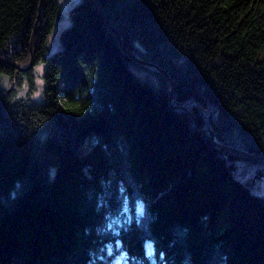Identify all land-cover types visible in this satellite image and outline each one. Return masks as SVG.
I'll return each instance as SVG.
<instances>
[{
    "label": "trees",
    "instance_id": "obj_1",
    "mask_svg": "<svg viewBox=\"0 0 264 264\" xmlns=\"http://www.w3.org/2000/svg\"><path fill=\"white\" fill-rule=\"evenodd\" d=\"M41 1L0 0V264H264L220 148L264 158V0H98L120 41L79 0L53 52L45 0L17 69Z\"/></svg>",
    "mask_w": 264,
    "mask_h": 264
},
{
    "label": "rangeland",
    "instance_id": "obj_2",
    "mask_svg": "<svg viewBox=\"0 0 264 264\" xmlns=\"http://www.w3.org/2000/svg\"><path fill=\"white\" fill-rule=\"evenodd\" d=\"M78 2H79V0H60L62 18H61L59 24L54 29V33L51 35V37L49 39V47L51 49V52L58 50V46H59L58 45V39H59L60 33L63 31V29L65 27H67L69 25V21H70L69 12L71 10V7ZM101 10H102V8H101ZM106 21H107V19H106ZM39 26H40V24L38 23V28L35 29L36 31L34 30V32H35L34 43H32V40H31V49H32L33 53H34L36 35L38 33V30L40 29ZM34 32H33V34H34ZM118 36H119V34H118ZM32 37H33V35H32ZM33 53H32V55H33ZM42 69H43L42 65L37 68V72L40 76V79L38 80L37 92L30 95L29 89L26 86L24 89L20 90L19 94L21 97H23V98L31 97L32 98L31 100L33 102L42 101V92H41V88L43 90V87H42V84H43ZM1 80H3L1 83L2 87H7V86L9 87L11 85V82L7 78H2ZM87 150H88V148L86 146H84V148L81 149V151L83 153H85ZM244 158H246V157H244ZM234 166L237 167L236 168L237 178L239 180H241L244 184H246L248 186V188L253 191L254 194L259 195V196H264V166H259L255 163L252 164L250 162L248 163L245 161H238ZM119 262H120L119 260H116L115 262H113L111 264H120Z\"/></svg>",
    "mask_w": 264,
    "mask_h": 264
},
{
    "label": "water",
    "instance_id": "obj_3",
    "mask_svg": "<svg viewBox=\"0 0 264 264\" xmlns=\"http://www.w3.org/2000/svg\"><path fill=\"white\" fill-rule=\"evenodd\" d=\"M44 1L45 0H42L41 3H40V7H39V16H38V21L37 23L41 24L42 20H43V9H44ZM94 7L96 8L103 24L108 28L110 29L113 33H115L117 36L118 34L116 33V31L109 25V23L106 21V18L101 10V7L98 3L97 0H91ZM36 31V30H35ZM34 37H35V32L33 34V37H32V43H34ZM118 40L120 41V37L118 36ZM31 52L33 53L32 49H31ZM130 55V57L133 58V60H135L136 62H139L140 64L146 66V67H152V68H155V69H158L157 66L155 65H152V64H148V63H144L142 62L141 60H139L138 58L135 57V55L131 54V53H128ZM6 64H10V65H13L15 68L17 69H22V70H28V69H31L34 65V57L32 55V61L31 63L29 64V66L27 68H20L18 65H14V64H11V63H8L7 61H5ZM170 81V80H169ZM209 135L211 137H214L213 135V132L210 131L209 132ZM214 143L217 144L216 140L214 139ZM220 148H222L223 150L227 151V152H230V153H233V154H236V155H239V156H242V157H246L250 160H254V161H261V162H264V158H260V157H255V156H252V155H249L248 153L244 152V151H239V150H236V149H232V148H228V147H225V146H222L220 145Z\"/></svg>",
    "mask_w": 264,
    "mask_h": 264
}]
</instances>
